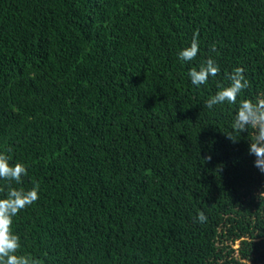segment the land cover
Here are the masks:
<instances>
[{"label": "trees", "instance_id": "obj_1", "mask_svg": "<svg viewBox=\"0 0 264 264\" xmlns=\"http://www.w3.org/2000/svg\"><path fill=\"white\" fill-rule=\"evenodd\" d=\"M209 57L220 73L192 85ZM236 67L248 87L209 109ZM241 100H264V0H0V151L27 169L12 186L39 189L13 218L17 255L264 264L259 129L234 130Z\"/></svg>", "mask_w": 264, "mask_h": 264}, {"label": "clouds", "instance_id": "obj_2", "mask_svg": "<svg viewBox=\"0 0 264 264\" xmlns=\"http://www.w3.org/2000/svg\"><path fill=\"white\" fill-rule=\"evenodd\" d=\"M199 52V43L194 37L191 44L179 50L178 58L182 62H191L195 60ZM220 73V66L216 60L209 57L198 67H192L187 75L191 84L199 87L207 85L209 78H215ZM227 85L217 83V91L206 101L209 109L215 105L236 104L237 97L249 85L246 79L244 69L236 67L231 73L227 74ZM249 126L259 129V135L255 143L250 144L249 151L256 157L255 166L264 173V100L252 102L251 100H241L235 115L233 128L241 133ZM232 141H236L233 135L228 134ZM27 175V169L22 163H10V156L0 151V180L7 182L8 191L4 198H0V264H36V261L25 255H17L20 249V237L13 233L11 225L13 218L17 214L33 204L39 198L38 187L24 189L23 187H14L22 184V177ZM198 221L204 224L207 216L200 212Z\"/></svg>", "mask_w": 264, "mask_h": 264}]
</instances>
